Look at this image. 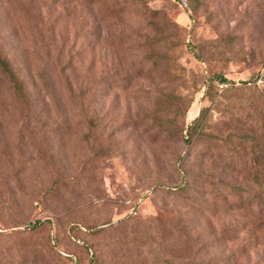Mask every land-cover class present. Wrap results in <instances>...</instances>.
Instances as JSON below:
<instances>
[{
	"label": "rangeland",
	"instance_id": "1",
	"mask_svg": "<svg viewBox=\"0 0 264 264\" xmlns=\"http://www.w3.org/2000/svg\"><path fill=\"white\" fill-rule=\"evenodd\" d=\"M0 55V264H264V0H0Z\"/></svg>",
	"mask_w": 264,
	"mask_h": 264
},
{
	"label": "trees",
	"instance_id": "2",
	"mask_svg": "<svg viewBox=\"0 0 264 264\" xmlns=\"http://www.w3.org/2000/svg\"><path fill=\"white\" fill-rule=\"evenodd\" d=\"M4 78L6 80L5 82V90L6 92H9V95H2L0 94V104L3 105L4 102L7 101L8 104H16L18 101L20 102L23 97L25 96L24 92V86L23 82L18 78L17 74L13 71L9 60L2 57L0 55V81L3 82ZM209 82L212 84L214 82H217L219 84L230 82L227 78L223 76L221 73H214L209 77ZM234 86L235 84L232 83ZM209 87H211L209 85ZM206 123V119L203 118V116L200 117L198 115L196 118H194L193 122L187 126L186 132L188 134H191L192 129L199 128L200 130L203 129L204 125ZM264 184H262V188L264 189ZM32 227L37 226V222H34Z\"/></svg>",
	"mask_w": 264,
	"mask_h": 264
},
{
	"label": "built area",
	"instance_id": "3",
	"mask_svg": "<svg viewBox=\"0 0 264 264\" xmlns=\"http://www.w3.org/2000/svg\"><path fill=\"white\" fill-rule=\"evenodd\" d=\"M135 212V211H134Z\"/></svg>",
	"mask_w": 264,
	"mask_h": 264
}]
</instances>
